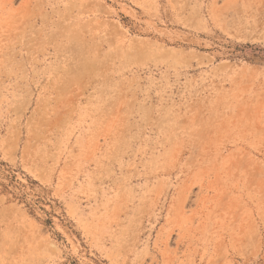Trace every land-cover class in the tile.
<instances>
[{
    "label": "rangeland",
    "instance_id": "374dc122",
    "mask_svg": "<svg viewBox=\"0 0 264 264\" xmlns=\"http://www.w3.org/2000/svg\"><path fill=\"white\" fill-rule=\"evenodd\" d=\"M0 264H264V0H0Z\"/></svg>",
    "mask_w": 264,
    "mask_h": 264
}]
</instances>
